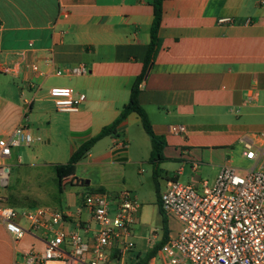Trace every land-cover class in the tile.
<instances>
[{
	"label": "crops",
	"instance_id": "0c3cea01",
	"mask_svg": "<svg viewBox=\"0 0 264 264\" xmlns=\"http://www.w3.org/2000/svg\"><path fill=\"white\" fill-rule=\"evenodd\" d=\"M153 20L152 0H0V138L25 117L29 122L30 115L39 116L37 133L47 132L48 146L57 141L63 147L62 159L47 164L66 208L50 207L68 213L70 221L91 219L86 211L78 216L89 193H105L112 201L124 192L143 199L144 184L157 166L156 199L140 205L138 220L148 213L145 208H153L158 216L150 223L163 225L165 218L168 240L180 228L160 207L169 181L214 185L224 166L242 171L264 167V0H165L162 47L144 74L139 95L154 133L165 140V161H150L151 138L139 115L131 113L117 134L98 141L71 174L59 177L55 166L66 164L129 102L144 72ZM81 67L88 73L73 72ZM53 87L72 88L86 100L77 113L59 112L49 94ZM173 126L186 132L172 134ZM245 142L263 155L248 160ZM148 161L152 174L138 179ZM82 165L112 178L91 188V180L77 176ZM43 173L37 171L32 196L42 195L40 182L51 177ZM70 188L78 190L73 194ZM6 192L1 189L0 195L17 208ZM46 235L43 228L31 230L16 244L0 222V264H27L25 253L43 252ZM65 251L70 253L67 246Z\"/></svg>",
	"mask_w": 264,
	"mask_h": 264
},
{
	"label": "built area",
	"instance_id": "2783aa9c",
	"mask_svg": "<svg viewBox=\"0 0 264 264\" xmlns=\"http://www.w3.org/2000/svg\"><path fill=\"white\" fill-rule=\"evenodd\" d=\"M73 72L88 73L84 67ZM49 94L59 112L77 113L86 100L84 94H76L69 87H53ZM252 98L249 96L247 102ZM170 130L175 135L186 132L183 126ZM40 140L32 134L27 117L8 137L0 138V190L9 183L12 149ZM243 145L248 160L263 155V151L258 154L253 143ZM200 190L196 185L171 180L162 193L164 213L180 225L177 234L169 237L159 250L163 264H264V167L242 171L224 166L215 184L203 182ZM139 210L138 201L129 192L115 201L102 192L89 193L84 196L78 216L86 211L91 219L73 222L68 213L58 208L38 206L19 210L0 195V222L16 244L28 231L43 228L47 232L44 251L25 253L27 264L119 261L134 247L130 239ZM71 224L74 229H69Z\"/></svg>",
	"mask_w": 264,
	"mask_h": 264
},
{
	"label": "rangeland",
	"instance_id": "374dc122",
	"mask_svg": "<svg viewBox=\"0 0 264 264\" xmlns=\"http://www.w3.org/2000/svg\"><path fill=\"white\" fill-rule=\"evenodd\" d=\"M38 119L39 116L36 114L30 115L29 125L31 129H33L32 134L34 137H40L42 141H35L30 145L31 147L22 145L12 149V156L9 160V164L11 165L9 183L7 187L2 188V192L7 190L6 194L8 195L9 201L17 205V209L19 210L35 207L37 204L40 206H56L61 209H65L66 200L63 199L64 195H61L58 192L53 167L47 164L51 161L62 159L61 155L63 154V147L58 144L57 141H54L51 146L46 144L48 140L47 132L43 130L37 133L38 130L36 129V125ZM59 155L61 157H59ZM19 157H22V162L20 164H18L17 161ZM141 168L144 169L145 174L143 173V175H139L138 179H141L142 176L152 174L153 167L149 161L144 163ZM37 171H43L50 174L51 177L48 179L47 174L43 173L45 177L47 176V180H42L40 182V186L43 189L42 195L32 196L37 179ZM77 176L78 178L85 179L86 181L91 180V188H95L96 184L100 181H109L112 178L108 173H104L100 168L88 167L86 165L78 167ZM32 179H34L33 185ZM158 181L155 177H153L145 182L142 192L143 199L137 200L139 205H145L146 207L150 203L151 199H156L155 187H157ZM49 187H52V190L47 193ZM196 187L200 192L202 191L200 190L201 184ZM76 190L78 189H69V191L73 194L76 193ZM109 193H112V191H109ZM60 199L63 200L61 201ZM146 209H148V213H144L142 218L137 220V222L133 225L132 238L130 241L134 244V247L131 249L130 253L125 255L122 264H140V262H142L147 256L146 251L149 249L153 251L164 240L166 231L163 229L162 223H150V220L158 216V213L153 208L148 207L145 208V210ZM178 225L176 224L174 228H178ZM155 235H157V239L154 238ZM63 249H65L64 246ZM159 250H156L155 256L149 262L142 264H163L162 257L159 255ZM110 264H121V262L113 260Z\"/></svg>",
	"mask_w": 264,
	"mask_h": 264
},
{
	"label": "trees",
	"instance_id": "16d2710c",
	"mask_svg": "<svg viewBox=\"0 0 264 264\" xmlns=\"http://www.w3.org/2000/svg\"><path fill=\"white\" fill-rule=\"evenodd\" d=\"M165 0H152V6L154 9V20L151 27V42L148 48L147 57L145 60V66H144V72L142 76L138 77L135 84L132 87L131 91V97L129 102L124 106V108L121 111L120 116L110 125L103 128V130L90 139L89 141L85 142L83 145H81L72 155L70 160L63 165H57L55 166V171L59 177H64L66 175H69L73 172L75 165H77L79 162H81L87 154L91 151V149L94 147V145L103 139L104 137L108 135H115L117 134V127L122 123L131 113H137L139 117L141 118L143 127L146 131V133L150 136L152 141V153L150 157V161L154 164L161 163L165 161V158L163 156V148L165 146V140L161 136H157L152 128V124L145 112V110L142 108V106L139 103V95L141 91V83L144 77V74L146 73L149 65L151 64L152 60L156 57L158 54L160 48L162 47V40L159 37V31L161 28L162 20H163V4ZM160 170L156 166L154 177L157 179L159 176ZM85 182V181H84ZM160 207L163 212L162 204L160 202ZM163 227L166 231V236L163 240V242L157 246L153 251L149 252L146 256V258L140 262L147 263L149 262L156 254V250L160 249L166 242H167V220L163 219Z\"/></svg>",
	"mask_w": 264,
	"mask_h": 264
}]
</instances>
